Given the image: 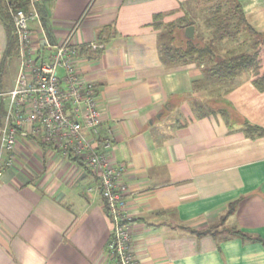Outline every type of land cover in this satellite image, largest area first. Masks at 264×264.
I'll use <instances>...</instances> for the list:
<instances>
[{
  "label": "crops",
  "instance_id": "1",
  "mask_svg": "<svg viewBox=\"0 0 264 264\" xmlns=\"http://www.w3.org/2000/svg\"><path fill=\"white\" fill-rule=\"evenodd\" d=\"M238 2L264 35V0ZM214 3L47 0L29 7L39 16L30 22L34 45L45 31L42 15L54 43L78 25V71L96 87L101 136L126 168L137 264H264V135L245 133L246 124L264 130V93L249 72L219 80L204 66L162 60L168 26L182 34L185 21ZM7 44L0 21L2 92L13 89L19 71V57L5 56ZM95 186L82 164L20 133L14 166L0 178V264H108L112 224L99 192H89ZM211 226L217 233H193Z\"/></svg>",
  "mask_w": 264,
  "mask_h": 264
},
{
  "label": "built area",
  "instance_id": "2",
  "mask_svg": "<svg viewBox=\"0 0 264 264\" xmlns=\"http://www.w3.org/2000/svg\"><path fill=\"white\" fill-rule=\"evenodd\" d=\"M45 1L28 0L32 9ZM11 18L19 46V71L13 89L0 91L5 111L0 126V178L14 166L20 133L62 158L82 164L96 181L89 192H99L112 224L108 264H137L131 244L128 188L122 179L126 168L115 161L113 142L101 136L96 87L78 71V25L59 43L51 42L42 30L34 45L30 22L39 19L37 12L19 9ZM90 47L103 48L97 44Z\"/></svg>",
  "mask_w": 264,
  "mask_h": 264
},
{
  "label": "trees",
  "instance_id": "3",
  "mask_svg": "<svg viewBox=\"0 0 264 264\" xmlns=\"http://www.w3.org/2000/svg\"><path fill=\"white\" fill-rule=\"evenodd\" d=\"M215 3L205 9L208 14L204 21V33H198L194 40L185 38L176 26L171 24L162 36L163 62L179 66L196 64L207 68L212 78L234 81L244 73H251L252 84L264 93V35L255 31L246 21L238 0H214ZM28 0H0V21L7 31L8 44L5 56L19 57V46L11 13L22 9L29 12ZM42 26L52 42V31L45 15L41 17ZM185 28L194 26L192 20L185 21ZM54 43V42H53ZM4 103L0 100V126L4 118ZM245 133L264 135V130L246 124ZM104 203V202H103ZM236 204H230L220 225L227 221L235 211ZM219 226L209 227L203 232H193L197 236L215 234ZM244 239L242 232H233Z\"/></svg>",
  "mask_w": 264,
  "mask_h": 264
},
{
  "label": "rangeland",
  "instance_id": "4",
  "mask_svg": "<svg viewBox=\"0 0 264 264\" xmlns=\"http://www.w3.org/2000/svg\"><path fill=\"white\" fill-rule=\"evenodd\" d=\"M210 6V5H209ZM208 14L197 13L191 17L192 21L194 20L195 26L197 28V33H204V21L207 19ZM14 72V69H11ZM11 72V71H10Z\"/></svg>",
  "mask_w": 264,
  "mask_h": 264
},
{
  "label": "water",
  "instance_id": "5",
  "mask_svg": "<svg viewBox=\"0 0 264 264\" xmlns=\"http://www.w3.org/2000/svg\"><path fill=\"white\" fill-rule=\"evenodd\" d=\"M184 36L185 38L189 40H194L195 39V27L194 26L187 27L184 31Z\"/></svg>",
  "mask_w": 264,
  "mask_h": 264
}]
</instances>
